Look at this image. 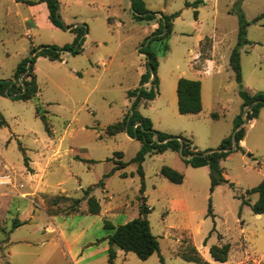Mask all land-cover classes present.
Returning a JSON list of instances; mask_svg holds the SVG:
<instances>
[{
    "label": "rangeland",
    "instance_id": "obj_1",
    "mask_svg": "<svg viewBox=\"0 0 264 264\" xmlns=\"http://www.w3.org/2000/svg\"><path fill=\"white\" fill-rule=\"evenodd\" d=\"M25 1L38 0H0V80H12L32 48L70 45L76 37L70 29L84 32L80 54L64 51L58 61L36 59L35 98L0 96V264H109L110 231L104 222L117 226L134 219L142 203L150 209L147 220L159 250L142 261L117 249L112 264H161L159 257L163 264H264V214L256 217L238 199L254 202L257 196L245 192L264 179V114L254 127L245 126L251 157L235 152L221 162L232 188L221 184L210 193L207 167L192 168L167 150L145 155L140 194L137 164L129 162L140 142L126 132L109 135L106 127L130 112L127 92L140 87L146 70L139 49L158 28L159 16L136 21L131 0H56L59 20L69 29L42 24L33 29L24 20L31 14ZM141 1L148 12H177L178 17L171 33L150 45L158 60L156 93L153 100H140L137 110L155 131L181 136L199 151L215 150L241 113L229 66L239 9L249 22L246 38L251 42L239 49L241 86L251 95L264 91V17L252 23L264 13V0H202L196 18L195 9L184 6L195 0ZM203 66L211 67L205 71ZM179 78L202 84L199 114L178 113ZM37 107L45 111L51 137ZM117 162L126 166L105 177ZM163 166L181 173L183 182L176 185L161 176ZM89 186L100 206L98 215L88 214L82 199ZM72 199H81L76 211ZM209 203L213 217L207 215ZM224 243L230 246L227 261H214L209 247ZM191 247L200 263L183 260V254L193 255Z\"/></svg>",
    "mask_w": 264,
    "mask_h": 264
},
{
    "label": "trees",
    "instance_id": "obj_2",
    "mask_svg": "<svg viewBox=\"0 0 264 264\" xmlns=\"http://www.w3.org/2000/svg\"><path fill=\"white\" fill-rule=\"evenodd\" d=\"M38 2L45 3L48 11V19L51 24L61 30L69 29L65 27L59 20V16L56 14L57 2L56 0H38ZM202 0H195L194 2H185L186 8H194V17L196 18V8L200 5ZM24 3L34 5L35 2L25 1ZM131 9L133 18L136 21H152L156 15L159 16L158 28L148 38L146 44L139 49V53L145 55V73L140 76V87L135 88L132 91L127 92V97L130 99V112L122 118L121 121L106 127L107 134L115 135L121 132H126L131 138L140 142L141 147L136 155L129 161L130 163L137 164V173L140 176V194L144 192L143 171L141 164L144 161V157L148 153H163L167 150L178 153L182 161L192 167L199 168L206 166L209 176V192L212 193L216 186L221 184H227L230 188L233 184L228 182L223 176V169L220 166L221 161H224L230 154L240 152L248 157H251L250 153H245L240 145V141L245 136V125L252 119L258 117L261 109L264 108V91L257 92L255 94H249L243 90L241 86V69H240V47L244 45H250L246 38V28L249 22L246 21L243 13L239 9L237 12L238 31L237 42L232 49L229 56V66L234 73L235 81L238 85V96L242 99L241 113L233 121L232 133L222 139L220 144L215 150L199 151L190 146V143L181 136H172L166 133L155 131L152 127L151 121L143 117L137 110L140 100L150 101L155 97V88L157 87L156 71L158 67L157 55L151 50L150 45L158 40H162L167 37L172 30V22L178 17V13L170 15H164L162 13L148 12L141 0H131ZM264 17V13L258 15L252 20V23L258 22ZM75 32L76 37L72 44L64 45L63 47L41 46L37 49L32 48L29 51L31 57L23 59L15 68L13 78L10 81L0 80V96H8L13 100L28 101L38 93V87L36 83V76L34 73V64L38 57H43L49 61L60 60V54L64 51L69 52L71 55H77L81 53V36L83 35L82 29L78 28L70 29ZM145 83H149L150 88L143 86ZM201 83L197 80H189L185 78H179L176 83V99H177V111L181 115H196L201 112V98H200ZM252 107L246 111L249 105ZM244 113V116L241 114ZM36 115L41 120L46 134L51 137V125L49 124L45 111L41 112L40 107L36 108ZM210 116L214 119L217 118L215 113H211ZM4 124V121L0 120V125ZM136 125V127H134ZM232 137L235 144L232 143ZM19 149L24 152L22 148ZM119 155V153H117ZM28 160L24 157V165L27 170ZM126 166L124 162H117L113 169L105 175L108 177L114 171L123 169ZM160 175L167 179L170 183L179 185L183 182L184 176L178 171L163 166L160 169ZM125 177V176H122ZM103 185L102 181L97 183V187ZM93 186H89L83 191L82 199L86 201L87 212L90 215H98L100 206L98 201L93 195H90ZM247 195L255 194L256 200L250 203L248 200L240 196L238 199L241 204L249 206L251 212L254 215L264 214V179H262L255 187L245 192ZM81 199H72L71 210L76 211ZM144 202V198L141 197ZM150 209L142 203L139 207L138 216L124 224L113 226L110 222L105 221L103 224L104 229L110 231L107 237L108 248L106 249L107 261L109 264L113 263L116 258V250H121L124 253H133L139 260L148 259L153 253H157L159 245L157 238L152 235L150 231L149 222L147 220V214ZM208 216L213 217L211 214V204L208 205ZM19 225H15L16 228ZM230 246L227 243L221 245H212L209 247L208 252L210 257L217 262L224 263L227 261ZM192 256L182 255L183 260L187 262L200 263L201 258L198 256L194 247L190 248ZM161 264L163 259L159 257Z\"/></svg>",
    "mask_w": 264,
    "mask_h": 264
},
{
    "label": "crops",
    "instance_id": "obj_3",
    "mask_svg": "<svg viewBox=\"0 0 264 264\" xmlns=\"http://www.w3.org/2000/svg\"><path fill=\"white\" fill-rule=\"evenodd\" d=\"M28 6H29V9L31 11V14L29 15V17H25L24 20L27 23L30 22V25L32 26L31 28H33V29L39 28L40 27V24H42L41 26L44 27V28H47V29H57L56 27H54L51 24V22L48 19V11H47V8H46L45 3H42V2H38L37 1L36 4H34V5H28ZM206 62L208 64H211L212 65V61L211 60H207ZM34 66H35V64H34ZM190 67L192 68L193 71L200 72V70H194L192 66H190ZM208 67H211V66H203V70L208 71ZM145 84L146 85H149V83H145ZM200 98H201V105H202V84H201V88H200ZM259 114H264V108L261 109V111L259 112ZM259 114H258V117L256 119H252V120H250L248 122L250 128H252V127H254L256 125L257 121L259 120ZM245 136H246V134H245ZM245 136H244L243 140L240 141V145L243 148V150L245 151V153H250L249 148L246 145ZM191 146L194 147L196 150H198V148L196 147V145L193 142H191ZM232 155H233V153L230 154L225 160L229 159V157H231ZM243 155H245V154H243ZM220 166H221V163H220ZM256 217H260V215H256Z\"/></svg>",
    "mask_w": 264,
    "mask_h": 264
},
{
    "label": "water",
    "instance_id": "obj_4",
    "mask_svg": "<svg viewBox=\"0 0 264 264\" xmlns=\"http://www.w3.org/2000/svg\"><path fill=\"white\" fill-rule=\"evenodd\" d=\"M56 14H57V13H56ZM252 105H253V104L249 105V106L247 107L246 111L249 110V109L252 107ZM244 113H245V111L243 112L242 116H244ZM232 143H233V145L235 144V142H234V138H233V137H232Z\"/></svg>",
    "mask_w": 264,
    "mask_h": 264
},
{
    "label": "built area",
    "instance_id": "obj_5",
    "mask_svg": "<svg viewBox=\"0 0 264 264\" xmlns=\"http://www.w3.org/2000/svg\"><path fill=\"white\" fill-rule=\"evenodd\" d=\"M134 127H136V125H134Z\"/></svg>",
    "mask_w": 264,
    "mask_h": 264
}]
</instances>
